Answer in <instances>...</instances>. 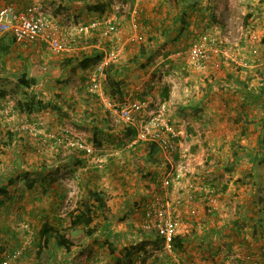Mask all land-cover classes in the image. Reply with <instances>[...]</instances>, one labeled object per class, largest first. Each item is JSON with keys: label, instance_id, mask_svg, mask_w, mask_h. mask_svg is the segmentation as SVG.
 <instances>
[{"label": "rangeland", "instance_id": "rangeland-1", "mask_svg": "<svg viewBox=\"0 0 264 264\" xmlns=\"http://www.w3.org/2000/svg\"><path fill=\"white\" fill-rule=\"evenodd\" d=\"M41 1L50 16L57 0ZM73 1L81 6L79 14L52 19L73 55L111 47L118 53L110 75L119 81L122 98L109 93L103 69L102 96L146 99L152 117L164 107L163 117L182 132V147L171 155L156 147L157 163H150L148 144L135 140L136 133L128 135L90 89L96 64L63 66L71 52L15 42L0 59V142L7 131L12 137L8 145L0 144V189L6 188L0 193V259L19 249L16 264H115L121 249L148 241L134 264H264V120L255 122L260 110L254 108L250 122L259 126L231 124L225 137L211 122L212 111L227 115L232 103L246 102L256 91L264 94V0H102V13L87 9L95 0ZM91 20H113L117 32H106L105 25L87 28ZM203 35L214 36L221 52L197 66L186 53ZM146 57L150 62L141 66ZM22 75L36 83L18 85ZM31 98L46 107L32 113L18 108L17 101ZM93 125L100 129V146L91 141ZM61 131L66 139L89 145L91 153L46 137ZM15 174L34 179L33 186L16 181ZM213 184L218 200L210 204ZM90 189L102 192L105 207L92 213L89 226H69L81 201L93 200ZM169 199L181 201L185 237L183 247L172 251L155 244V232L142 227L144 208ZM44 219L67 230L69 250L51 240L37 251Z\"/></svg>", "mask_w": 264, "mask_h": 264}, {"label": "built area", "instance_id": "built-area-1", "mask_svg": "<svg viewBox=\"0 0 264 264\" xmlns=\"http://www.w3.org/2000/svg\"><path fill=\"white\" fill-rule=\"evenodd\" d=\"M53 18L46 15L37 5H27L23 9H16L12 4L5 3L0 6V35L10 33L16 42L24 43H42L55 53H72L73 47L61 41L56 33L57 28L53 23ZM100 25L106 26V32L113 34L117 32L118 25L113 20H107L100 24L98 20H91L86 26L87 28H99ZM132 26L137 28V23L133 19ZM127 40H135V37L129 36ZM103 54L101 60L95 65L90 76V89L97 92L104 106L111 115L116 116L118 120L125 125H130L135 129V140L155 144L158 149L168 155L178 152L182 147L181 130L173 127L164 117V107L158 108L159 115L152 117L151 113L145 109L148 101L143 100H123L110 101L102 96L99 87L98 74L108 63L113 62L118 53L113 47L102 49ZM221 49L218 47L215 37L203 35L202 41L193 42L187 49V60L197 66H203L204 62L209 58L211 53H219ZM70 53V54H71ZM231 61L239 65V62L231 54ZM145 114L148 117L146 120ZM66 132V131H64ZM54 132L46 133V137L54 139L57 143L65 140L67 144L76 149H80L84 154L91 153L92 149L89 145L81 141L66 139V133ZM192 185H190L191 187ZM218 196L207 197L210 204L215 203ZM181 201L165 200L164 203L151 204L150 207L144 208L142 227L147 230H153L160 238L162 248L172 251V239L176 234H180L181 228L184 226L181 220ZM20 250H14L11 255H6L0 259V264H16Z\"/></svg>", "mask_w": 264, "mask_h": 264}, {"label": "trees", "instance_id": "trees-1", "mask_svg": "<svg viewBox=\"0 0 264 264\" xmlns=\"http://www.w3.org/2000/svg\"><path fill=\"white\" fill-rule=\"evenodd\" d=\"M87 9L91 12H97V13H102L105 9V4L103 3L102 0H95L91 3H89L87 5ZM264 42V38L262 39ZM15 39L14 37L10 34V33H3L0 35V59L2 58L3 55L7 54L11 47L13 46V44L15 43ZM144 49L141 48L140 49V53L139 54H144ZM103 51H98L96 49H92V52L90 54L88 53H83L80 56L77 55H73V53H71L70 57H64L63 59V66H70L71 64H76L77 66H79L81 69H85L93 64H97L102 57ZM151 57H146L145 61L140 63L141 66H145L146 63L150 62ZM113 70V64L108 63L107 65L104 66L103 68V72L105 74V78L106 81L109 84V93L111 95H120L122 98L123 95V91H121V89L119 88V81L117 79L114 78V76L112 77L110 75V72H112ZM36 78L34 77H26L25 75H22L20 77H18L17 82L18 85H21L25 88H29L32 84L36 83ZM123 101V100H120ZM47 105V103L41 101L40 99H35V98H31L29 100H22V101H17V106L20 110L25 111L27 113H32L34 111H39L42 110L43 108H45ZM53 108L57 111L61 110L60 106L58 105H53ZM92 129V137H91V141L94 143V145L96 146H100L101 145V137H99L98 135L100 134V129L95 127V125H93L91 127ZM125 130L126 133H128V135H132L135 133V129L130 126V125H125ZM6 138H4L3 140H1L0 144L1 145H8L9 141L12 140L11 137V132L7 131ZM148 144V151L146 153V159L150 162V163H157V159L155 157H152V153L155 151L156 149V145L155 144ZM26 174L21 175V174H15L14 178L16 181H21L24 183V185L28 188H31L33 186V181H35L34 179L30 178L28 179L27 177H25ZM14 179H12L11 181H9L10 183L13 182ZM241 180V179H240ZM90 184V182H89ZM213 190L212 193H208V196H217L218 194L216 193V187L215 184L212 185ZM92 187H95V184L92 183ZM215 188V189H214ZM6 188H2L0 189V193L4 194L6 193ZM89 192V196L93 198L92 201L89 200H84L81 201V205L80 207L74 209V211H72L70 213V219H69V226H89L90 223L93 221V215L92 213L95 210H99L100 208L105 207V203L104 200L102 198V195L99 190L97 189H90L88 190ZM206 192V191H205ZM205 195L207 196V192L205 193ZM211 214H214L213 211L210 212ZM60 221V219H59ZM93 232V229H87V233L91 234ZM156 235V243H160L161 244V238L155 233ZM204 235V233H203ZM184 238L182 235L180 234H176L173 239H172V247L173 250L176 249H181L184 245ZM53 240L55 242V244L60 247V248H64L66 250H69L70 247L72 246V241L69 238V233L67 232V230H59L58 227H54L49 220L44 219L39 228H38V243H37V251L40 252L41 250L45 249L48 247L50 241ZM148 241H141L139 243H135V244H129L127 247H125L124 249H121L118 252V256L116 257V262L115 264H134L135 259L139 256V254L145 252V247L148 245ZM144 258H142L141 261H143Z\"/></svg>", "mask_w": 264, "mask_h": 264}, {"label": "crops", "instance_id": "crops-1", "mask_svg": "<svg viewBox=\"0 0 264 264\" xmlns=\"http://www.w3.org/2000/svg\"><path fill=\"white\" fill-rule=\"evenodd\" d=\"M41 0H0V6L5 4V3H10L12 4L16 9H23L25 6L27 5H37L38 7L41 8L42 1ZM43 8V7H42ZM81 6L78 7V2L76 3V1L73 0H69V2H64V1H60L57 0L56 3V7L53 9V11L51 12L50 16L53 17V19L56 20H61L63 18H68L71 17L73 14H76L81 11L80 10ZM48 12V11H47ZM49 13V12H48ZM69 13H71L72 15H70ZM262 24V22H261ZM264 37H262L261 39H263ZM263 41V40H261ZM261 44V43H260ZM234 80H236V78H234ZM251 80H247V83H249ZM261 88V87H260ZM264 90V89H263ZM263 90H260L261 92H263ZM258 92V91H256ZM256 92L253 93V96L251 99L247 100L246 102L245 99L242 100L243 103H232L231 107H227L228 110V114L226 115V112L223 110H216V111H224L225 114L219 113L218 116L214 113V111H212L211 113V122L213 123V126L216 125L218 127H220L222 130H218L219 132L223 133V137L227 136V134H225V131L227 130V128H229L231 126V124L233 126H243L245 127L246 125H256L259 126L258 124H262V121L264 120V118L260 117L261 113L263 114V112H261L262 110H264V94H257ZM251 97V96H250ZM244 98V97H243ZM242 106V107H240ZM243 108V110H242ZM255 108L260 110L259 112V117L254 118L255 122L260 121L261 123L255 124V123H251V113L249 112L250 110H253ZM214 110V109H212ZM230 110V111H229ZM242 110V112H241ZM204 114V112H202ZM221 115H226L224 117H221ZM236 115H238L239 117H236ZM208 118V117H207ZM205 125L207 127H210L212 125L205 123ZM216 131L213 134H216L218 136H220L219 132ZM209 134H212L211 131H208ZM207 134V132H206ZM231 137H233V135H231ZM219 206V204H218ZM198 208V207H197ZM112 209V208H111ZM201 209L198 208V211L200 212ZM192 212H194L191 209ZM198 212V213H199Z\"/></svg>", "mask_w": 264, "mask_h": 264}]
</instances>
